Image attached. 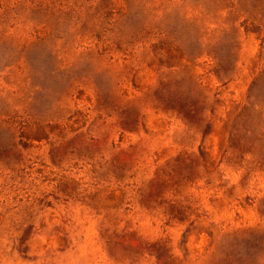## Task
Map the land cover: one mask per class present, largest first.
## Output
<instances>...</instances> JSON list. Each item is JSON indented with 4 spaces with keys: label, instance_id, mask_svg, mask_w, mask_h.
<instances>
[{
    "label": "rangeland",
    "instance_id": "rangeland-1",
    "mask_svg": "<svg viewBox=\"0 0 264 264\" xmlns=\"http://www.w3.org/2000/svg\"><path fill=\"white\" fill-rule=\"evenodd\" d=\"M0 264H264V0H0Z\"/></svg>",
    "mask_w": 264,
    "mask_h": 264
}]
</instances>
